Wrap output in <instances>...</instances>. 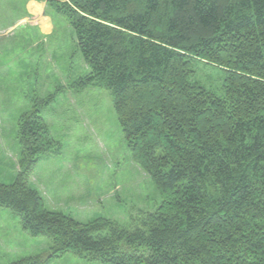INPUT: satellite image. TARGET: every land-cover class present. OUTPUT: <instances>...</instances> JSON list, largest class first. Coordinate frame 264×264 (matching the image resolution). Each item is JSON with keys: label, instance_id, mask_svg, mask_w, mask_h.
I'll return each instance as SVG.
<instances>
[{"label": "trees", "instance_id": "16d2710c", "mask_svg": "<svg viewBox=\"0 0 264 264\" xmlns=\"http://www.w3.org/2000/svg\"><path fill=\"white\" fill-rule=\"evenodd\" d=\"M44 1V0H42ZM67 17L89 69L111 91L135 162L161 201L132 217L80 222L30 185L55 139L34 100L17 124L20 170L0 206L67 252L102 264H264V0H45ZM200 62L224 72L218 90Z\"/></svg>", "mask_w": 264, "mask_h": 264}, {"label": "rangeland", "instance_id": "374dc122", "mask_svg": "<svg viewBox=\"0 0 264 264\" xmlns=\"http://www.w3.org/2000/svg\"><path fill=\"white\" fill-rule=\"evenodd\" d=\"M37 1L45 2L44 14L55 28L51 35H44L45 40L41 36L39 65L31 66L24 47L17 48L19 61L7 64L8 69L18 72V82L12 81L18 88L11 89L12 98L18 100L0 104V181L12 184L21 168L17 132L20 116L33 107L35 99L52 97L42 108V115L55 143L40 157L30 185L40 190L49 209L80 222L110 218L130 226L133 216L160 203V193L133 159L111 91L87 83L89 69L73 40L67 17L50 8L45 0ZM26 2L0 0V23H36L42 13L39 16L36 11H27ZM195 70L197 79L218 90L224 77L221 69L200 62ZM21 92L22 97L23 92L28 93V101L26 96L20 100ZM51 244L46 235H31L22 227L20 216L0 206V264L48 256ZM46 264L102 263L67 252Z\"/></svg>", "mask_w": 264, "mask_h": 264}, {"label": "crops", "instance_id": "0c3cea01", "mask_svg": "<svg viewBox=\"0 0 264 264\" xmlns=\"http://www.w3.org/2000/svg\"><path fill=\"white\" fill-rule=\"evenodd\" d=\"M26 7L27 11H36L38 15L42 13V16L38 18L36 23L27 22L26 25H19L20 23L18 22L8 25L0 23V104H5L6 102L15 103L18 100L17 97L12 98L13 95L11 90L15 87L18 88L15 82L12 84L14 80L18 82V72L11 67H9V69L7 67V64H14L19 61L16 56L17 48L24 47V52L30 56L29 62L31 66H34L36 63L39 65L38 54L41 41L45 40L47 35H51L55 28L52 22H50V18L47 16L48 19L44 14L45 2L27 0ZM7 27H10L8 29L9 31L2 34ZM41 36H43V40H41ZM47 41H49V39H47ZM23 93L28 101V93ZM25 96L22 97L21 92V97H19L20 100L24 99Z\"/></svg>", "mask_w": 264, "mask_h": 264}]
</instances>
